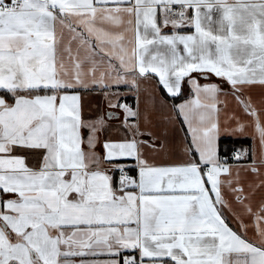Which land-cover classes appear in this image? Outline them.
Masks as SVG:
<instances>
[{
	"label": "snow or ice",
	"instance_id": "snow-or-ice-1",
	"mask_svg": "<svg viewBox=\"0 0 264 264\" xmlns=\"http://www.w3.org/2000/svg\"><path fill=\"white\" fill-rule=\"evenodd\" d=\"M0 264H264V0H0Z\"/></svg>",
	"mask_w": 264,
	"mask_h": 264
},
{
	"label": "crops",
	"instance_id": "crops-1",
	"mask_svg": "<svg viewBox=\"0 0 264 264\" xmlns=\"http://www.w3.org/2000/svg\"><path fill=\"white\" fill-rule=\"evenodd\" d=\"M127 98H129V100H127ZM85 101H86V103H88L91 106L92 109H95L97 104H100L102 107H106L102 98H98L96 93H93L91 96H86ZM140 101H141V107H144V106L151 107V102L146 100V98L144 96L140 97ZM121 102L135 106L137 103L136 96L132 92H126V94L122 97ZM154 120H156V122L161 123L163 125V121L160 119L158 114L154 116ZM168 128L170 131L171 126H168ZM163 130H164V128L162 126L161 131H163ZM228 140L232 141V139H228ZM230 141L225 142V144L232 146V143ZM250 143H251V141L249 140V144ZM241 146L248 147L249 145H245V146L241 145Z\"/></svg>",
	"mask_w": 264,
	"mask_h": 264
},
{
	"label": "trees",
	"instance_id": "trees-1",
	"mask_svg": "<svg viewBox=\"0 0 264 264\" xmlns=\"http://www.w3.org/2000/svg\"><path fill=\"white\" fill-rule=\"evenodd\" d=\"M127 100H129V98H127ZM227 141H230V140H225L224 143L227 142ZM230 142L233 143V141H230ZM241 145H244V146H245V145H249V140H248L247 142L241 140L240 142H238V143L235 144V147L238 148V147H240Z\"/></svg>",
	"mask_w": 264,
	"mask_h": 264
},
{
	"label": "built area",
	"instance_id": "built-area-1",
	"mask_svg": "<svg viewBox=\"0 0 264 264\" xmlns=\"http://www.w3.org/2000/svg\"><path fill=\"white\" fill-rule=\"evenodd\" d=\"M229 155H231V153H229Z\"/></svg>",
	"mask_w": 264,
	"mask_h": 264
}]
</instances>
